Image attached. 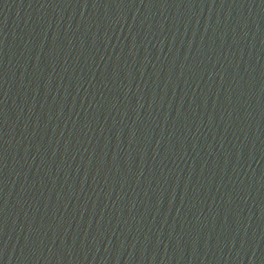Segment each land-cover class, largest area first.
I'll use <instances>...</instances> for the list:
<instances>
[{
    "label": "water",
    "instance_id": "obj_1",
    "mask_svg": "<svg viewBox=\"0 0 264 264\" xmlns=\"http://www.w3.org/2000/svg\"><path fill=\"white\" fill-rule=\"evenodd\" d=\"M255 105L264 181V0H239Z\"/></svg>",
    "mask_w": 264,
    "mask_h": 264
}]
</instances>
